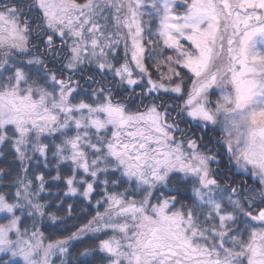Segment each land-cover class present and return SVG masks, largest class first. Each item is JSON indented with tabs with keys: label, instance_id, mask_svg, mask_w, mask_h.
Masks as SVG:
<instances>
[{
	"label": "snow or ice",
	"instance_id": "6c2138e0",
	"mask_svg": "<svg viewBox=\"0 0 264 264\" xmlns=\"http://www.w3.org/2000/svg\"><path fill=\"white\" fill-rule=\"evenodd\" d=\"M0 264H264V0H0Z\"/></svg>",
	"mask_w": 264,
	"mask_h": 264
}]
</instances>
